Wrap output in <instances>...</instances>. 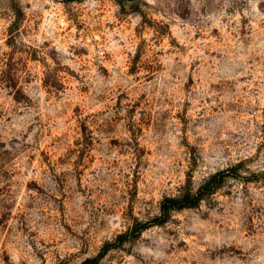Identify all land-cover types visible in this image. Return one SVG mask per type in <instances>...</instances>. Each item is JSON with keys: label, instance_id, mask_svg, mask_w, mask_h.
Listing matches in <instances>:
<instances>
[{"label": "rangeland", "instance_id": "1", "mask_svg": "<svg viewBox=\"0 0 264 264\" xmlns=\"http://www.w3.org/2000/svg\"><path fill=\"white\" fill-rule=\"evenodd\" d=\"M84 262L264 264V0H0V264Z\"/></svg>", "mask_w": 264, "mask_h": 264}, {"label": "trees", "instance_id": "2", "mask_svg": "<svg viewBox=\"0 0 264 264\" xmlns=\"http://www.w3.org/2000/svg\"><path fill=\"white\" fill-rule=\"evenodd\" d=\"M217 185L218 184L217 182H215V177H212L211 180L207 181L203 186H201L195 194L187 192L186 194L178 198H165L160 205L161 216L158 220V224L165 222L169 213L172 211L194 207L202 200L204 195L213 193ZM83 264H85V262Z\"/></svg>", "mask_w": 264, "mask_h": 264}]
</instances>
